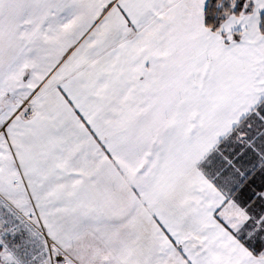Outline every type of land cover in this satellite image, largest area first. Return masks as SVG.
<instances>
[{
    "label": "snow or ice",
    "instance_id": "1",
    "mask_svg": "<svg viewBox=\"0 0 264 264\" xmlns=\"http://www.w3.org/2000/svg\"><path fill=\"white\" fill-rule=\"evenodd\" d=\"M0 264H264V0H0Z\"/></svg>",
    "mask_w": 264,
    "mask_h": 264
}]
</instances>
